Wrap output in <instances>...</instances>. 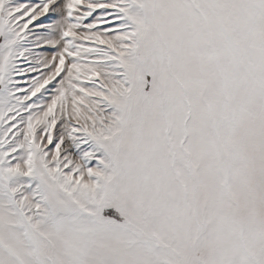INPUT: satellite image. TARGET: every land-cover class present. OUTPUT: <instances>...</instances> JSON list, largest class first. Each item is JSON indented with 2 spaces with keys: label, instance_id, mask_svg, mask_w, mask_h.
Listing matches in <instances>:
<instances>
[{
  "label": "snow or ice",
  "instance_id": "snow-or-ice-1",
  "mask_svg": "<svg viewBox=\"0 0 264 264\" xmlns=\"http://www.w3.org/2000/svg\"><path fill=\"white\" fill-rule=\"evenodd\" d=\"M0 264H264V0H0Z\"/></svg>",
  "mask_w": 264,
  "mask_h": 264
}]
</instances>
